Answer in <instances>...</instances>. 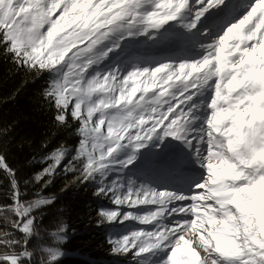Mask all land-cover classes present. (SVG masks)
I'll list each match as a JSON object with an SVG mask.
<instances>
[{"label":"snow or ice","instance_id":"6c2138e0","mask_svg":"<svg viewBox=\"0 0 264 264\" xmlns=\"http://www.w3.org/2000/svg\"><path fill=\"white\" fill-rule=\"evenodd\" d=\"M195 4L190 28L225 0ZM190 7V0H0V49L36 75L53 74L44 96L56 110L55 120L79 124L80 140L66 172L76 171L79 162L80 178H92L109 169L127 147L132 154L119 163L131 164L135 152L154 139L174 137L195 147L206 175L193 194L143 185L120 191L123 185L116 181L99 189L111 193L117 206L153 205L146 214L124 213L122 219L154 227L110 239L114 249L135 256L163 250L160 264H264V108L258 116L253 104L264 99V79L253 78L248 62L251 51L264 49V0H250L244 14L214 37L198 60L135 68L127 75L118 70L89 74L119 46L123 35L106 43L114 35H131L134 27L145 33L157 29ZM205 86L210 98L194 103ZM201 107L207 114L196 129L194 111ZM248 113L251 119L245 121ZM69 148L61 145L42 157L46 166L23 183L43 181L46 186L50 181L45 178L55 174ZM0 171L9 181L12 201L0 205V216H13L0 226L6 229L0 231V248L7 250L0 253V264H24L32 258L28 240L36 234L33 212L51 200L42 188L34 199L21 198L20 180L2 137ZM223 171L229 174L220 175ZM100 215L113 221L120 209L101 210ZM172 216L180 219L165 223ZM47 251L53 253L49 264H54L58 249Z\"/></svg>","mask_w":264,"mask_h":264},{"label":"trees","instance_id":"16d2710c","mask_svg":"<svg viewBox=\"0 0 264 264\" xmlns=\"http://www.w3.org/2000/svg\"><path fill=\"white\" fill-rule=\"evenodd\" d=\"M53 74L48 71L36 75L14 62L11 54L0 49V137L7 151L8 162L16 169L23 191L22 199H34L36 191L42 188L43 195L50 203L36 209V234L28 240L32 253L27 264H49L53 253L49 248L58 249L60 255L54 264H104L102 259L112 250L111 236L116 227L100 215L106 201L99 178L82 179L79 162L76 171H65L75 154L80 140L76 133L78 123L59 125L55 120V108L44 96ZM69 146L68 155L46 186L23 181L34 172L45 167L42 157L56 147ZM4 178L0 185V205L10 204L9 181ZM99 193V194H98ZM13 218L11 213L0 216V226ZM6 229L0 228V231ZM23 238L22 232L16 233ZM7 251L0 248V253Z\"/></svg>","mask_w":264,"mask_h":264},{"label":"rangeland","instance_id":"374dc122","mask_svg":"<svg viewBox=\"0 0 264 264\" xmlns=\"http://www.w3.org/2000/svg\"><path fill=\"white\" fill-rule=\"evenodd\" d=\"M190 3L191 7L186 10L184 14L192 18L193 11L198 6L195 4V0L190 1ZM175 22V20L168 21L157 29H149L146 33L142 31L141 27H134L130 30L132 33L131 35H128L127 33L114 35L111 38V41H107L106 43L110 45L112 41L117 40L119 35H123V39L119 40V46L114 48L101 62L94 64L89 69V74H94L96 72L103 74L109 71L118 70L121 75H127V73L134 71L135 68L151 69L164 63L179 64L184 61H195L200 59L204 54L194 53L192 55V59H170L168 49H171L173 47L172 45L181 47L188 44L187 41H180V37L184 36V39H187V36L188 38H192L193 34L197 31L196 29L188 28H186L187 30H182L179 27H177V30L168 29V25L172 24L175 26ZM214 37L217 36H212L207 39L212 42ZM191 42H193V40ZM152 53L156 56L148 58V56H151ZM202 53H205V51ZM248 62L252 64L254 68L253 78L257 81L264 79V49H254L251 51L248 54ZM256 65H259V67H256ZM201 91L202 94H199L196 98H194V103H199L200 101L207 102L210 98L211 92L207 86H205ZM137 95H139V93ZM253 104L257 107V115L259 116L260 109L264 108V99L254 101ZM203 112H205V115L207 114L205 108L203 107L194 111V115L199 117V119L193 122L192 127L199 129V126L203 122V118L205 116ZM251 116L252 114L248 113L244 117L245 121L251 119ZM247 127L248 125L245 123V128ZM189 131L190 134H194L191 133V130ZM176 153L181 156L193 155V157L188 160L189 166H195L197 164L204 172L202 174V178L196 182L195 185L190 188H186L188 192L185 195L193 194L195 192V186L203 181L206 175V169L201 165V162L197 157L195 147H190L183 140H179L174 137H165L163 140L154 139L149 141L143 148H140L135 152L136 159L131 164H121L119 161L126 160L127 157L132 154V148L127 147L116 155L115 162L111 164L109 169H107L104 173L97 172L95 175L97 176L96 178H99L101 186H111L113 181H116L118 185H123V188H121L120 191H126L129 187L139 188L143 185L160 191L167 190L173 193H181V187L174 188L177 184H179L180 180L176 179L179 177L178 171L173 173L170 172L169 169L165 168L167 165H170L171 162H174V164L178 163L175 156H173ZM152 167L156 168L153 173L152 170L149 172L151 174L150 178L152 179L150 180L149 177H146V175ZM219 174L223 176L228 175L229 173L227 171H223ZM158 175H164V180L157 183V185L153 184L152 181ZM175 179L176 181H174ZM103 194L106 197V201L108 200L109 203H105L104 205L103 210L105 212L116 209L117 207L120 209V215L115 220H107L108 223L111 222L110 224L117 228L115 233L111 236V238H113L112 240H116L134 230L142 228L144 230H148V228L154 227V225L142 224L136 219H122L124 213L127 212L146 214V212L152 209L153 205H140L134 208L129 207L127 204L117 206L113 203L111 193L105 192ZM177 219H180V217H168L165 218V223L171 224ZM189 235L191 236V234ZM111 248L112 250L102 259L104 264H160L165 255L163 250H155L150 253L135 256L134 254L116 250L113 245ZM24 264L27 263L24 262Z\"/></svg>","mask_w":264,"mask_h":264},{"label":"bare ground","instance_id":"6f19581e","mask_svg":"<svg viewBox=\"0 0 264 264\" xmlns=\"http://www.w3.org/2000/svg\"><path fill=\"white\" fill-rule=\"evenodd\" d=\"M228 2V0L226 1V3ZM214 8L215 7H211V8H209V10L207 11V12H205L204 13V15L203 16H201L200 17V20H199V22L197 23V24H199V23H203L204 21H206L207 20V18L212 14V12L214 11ZM216 8H218V6L216 7ZM191 21H192V18L191 17H188L187 15H183L181 18H178L177 20H176V22H175V26H171L172 28L171 29H173V30H177V27H179V26H181V25H185V24H189V23H191ZM236 21V20H235ZM231 24V23H230ZM229 24V25H230ZM169 25H172V24H169ZM152 56H156V55H154V53H152L151 54V56H148V58H150V57H152ZM154 60H156V59H154ZM158 60V59H157ZM143 166V165H142ZM191 168V169H190ZM190 169V170H189ZM189 170V171H188ZM186 172H187V175L190 177V180L191 179H194V178H196V177H198L201 173H202V169H201V167H197L196 169L194 168V167H190V166H187V168H186V170H185ZM186 175V176H187ZM185 175H182V177H184ZM186 179V178H185Z\"/></svg>","mask_w":264,"mask_h":264}]
</instances>
